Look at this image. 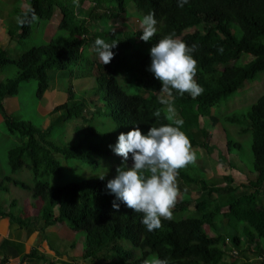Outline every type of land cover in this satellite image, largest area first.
I'll list each match as a JSON object with an SVG mask.
<instances>
[{"label":"trees","instance_id":"16d2710c","mask_svg":"<svg viewBox=\"0 0 264 264\" xmlns=\"http://www.w3.org/2000/svg\"><path fill=\"white\" fill-rule=\"evenodd\" d=\"M78 1L79 4L77 0H30L29 9L20 13L19 31L29 36L33 14L40 18L41 4L49 2L60 15V30L67 37L32 47L15 60L0 49V67L13 65L25 80H35L38 100L49 88L50 70L65 72L80 85L79 93L68 87L67 102L32 125L27 139H23L22 125L10 119L4 121L5 130L1 132L9 140L3 141L0 148V192L7 194L11 188L21 189L39 209L37 218L28 217V205L19 202L23 203L25 217H12L23 227L38 220L43 221L44 227L66 224L73 232L83 233L88 248L86 259H103L108 264H155L157 260L166 264H264V94L243 117L233 114L221 119L227 124L238 119L240 125L245 126L239 134L251 132L253 165L245 173L247 182L226 176L221 187L216 190L210 187L209 192L217 193L221 201L212 196L207 201L202 192L191 201L177 196L170 218H161L160 228L151 232L140 223L141 213L119 201L118 210L112 207L115 197L108 193L105 184L116 174L117 168L131 166L132 161L130 154L129 159L124 160L101 144L105 141L109 146L114 145L121 132L126 133L134 126L143 134L149 127L174 125L179 119L183 121L180 130L189 139L192 150L203 147L208 152L213 151V136L205 131L202 119L210 117L222 102L264 71V0H187L183 6H178L177 0H94L87 18L76 12V7L84 5L86 0ZM128 3H132L141 19L151 12L157 20V32L150 41H142L141 29L131 30L126 22L91 30L92 21L108 22L119 15L125 16ZM161 24L179 28L178 39L186 45H194L196 74L193 78L203 88L195 98L175 90L169 96L152 85L154 77L148 71V47L168 35ZM116 26H121L123 31L115 33ZM96 38L108 43L116 41L111 64L102 65L96 57L91 59L85 53V46H93ZM242 56H250L252 60L242 64ZM85 64L89 66L87 76L95 78V85L88 90L86 74H79L77 69H84ZM222 67L227 70L222 71ZM94 70L97 75L93 76ZM128 87L131 91L127 92L124 88ZM161 98L171 104L177 98L190 100L192 108L172 104L174 111L169 112L167 105L160 103ZM77 119L83 124L76 128V138L67 144L59 134L68 122ZM222 131L227 134L229 151L241 146L232 141L230 131L226 128ZM3 150L5 159L1 155ZM100 158H114L118 162L115 166L110 163L112 171L107 179L79 181L60 188L62 194L55 196L49 178L61 179L67 162L79 161L97 168ZM228 165L231 169L238 168L231 162ZM184 169H178V175L184 174L191 180L196 174L192 175L191 171L196 170V166L187 164ZM24 170L32 174L31 181L15 177ZM202 180L206 186H214ZM192 203L198 211L194 215L189 211ZM224 209L228 210L224 212ZM227 221L243 224L244 239L236 228V235L225 232L223 223ZM159 230L164 231V236H157ZM126 242L131 243V247L122 245ZM230 246L236 250V255Z\"/></svg>","mask_w":264,"mask_h":264},{"label":"crops","instance_id":"0c3cea01","mask_svg":"<svg viewBox=\"0 0 264 264\" xmlns=\"http://www.w3.org/2000/svg\"><path fill=\"white\" fill-rule=\"evenodd\" d=\"M19 1L24 3L26 9L30 7V0H0V49H4L8 57L14 55L15 58L31 46L36 47V45L42 46L51 43L61 32L60 15L53 10V6L49 2H43L41 4L42 15L33 21L31 34L29 36L23 35L18 28L19 16L22 12ZM47 4L51 6L50 11L46 10L45 5ZM77 4H79L78 0ZM84 5L77 6L76 12L80 17L87 18L83 15L88 8L90 9V6L86 5V8L83 7ZM36 20L40 21L38 28L42 31L41 33L36 31L34 24ZM96 27L107 28L108 26L100 25L99 21H92L91 30L95 31ZM121 29V26H116L113 31L120 33L123 30ZM36 34L40 35L39 39L30 45ZM84 50L85 53L91 52L93 46L86 45ZM92 57L93 59L96 57L94 52ZM94 71L93 74L97 75ZM48 75V90L40 100L37 99L30 119L24 120L22 118L28 115L24 112L28 96L25 95V91L18 81L27 82L29 80H25L21 71L13 65L0 67V121L4 123L6 119H10L22 125L25 131L26 129L30 131L32 125L39 123L34 122V118L41 122L56 107L65 104L68 100L69 88L64 87L61 82L63 78L65 79L69 75L53 70H50ZM79 86L78 82H75V87H71L79 93ZM67 127L66 124L63 132L59 134L60 139L64 142H66L64 133ZM1 130L3 131V129L0 128V148L2 142L8 139V136ZM23 139H25L24 136ZM201 169L203 170L202 175L206 176L207 181L213 178L214 175L210 170L204 169V167ZM63 173L65 178L62 177L58 181L54 180L50 184L55 196L62 194L60 188L78 182V179L70 178L67 175L69 172H65V169ZM19 191L17 188H11L9 193L0 196V264H108L103 259L95 261L86 259L85 255L88 248L83 235L82 239L79 240L77 233L73 232L66 224L54 223L44 227L43 221L38 220L28 227H23L18 223L12 216L25 217L22 213L23 203L20 204L19 202H24L26 205L28 202L32 203V198L28 193L20 191L29 196L27 202V200L22 199V194ZM59 200L61 201V199H57V201ZM38 215L39 209L34 205L27 216L37 218ZM229 225L231 226L230 223ZM230 249L232 250L231 246ZM34 252L35 254L32 255ZM39 256H43V259H40Z\"/></svg>","mask_w":264,"mask_h":264},{"label":"clouds","instance_id":"9594fccd","mask_svg":"<svg viewBox=\"0 0 264 264\" xmlns=\"http://www.w3.org/2000/svg\"><path fill=\"white\" fill-rule=\"evenodd\" d=\"M184 3L187 0H177L178 6ZM32 19H36L34 14ZM156 25L157 20L151 12L144 15L140 21V39L150 41L157 32ZM115 47L116 41L108 43L96 38L93 42V52L102 65L111 61ZM193 51L194 45H186L172 35L164 36L150 48L148 71L160 82L162 92L171 96L175 90L181 95L188 93L193 98L203 92L193 78L196 74ZM160 103L167 105L169 112L174 111L169 100L161 98ZM182 123L177 119L174 125L149 127L143 134L134 126L126 133L121 132L115 144L109 146L124 160H128L130 154L132 161L131 166L117 168L116 174L105 184L108 193L115 197L112 207L118 210L122 203L128 209L141 213L140 223L149 232L160 228L161 218H170V209L178 195L177 170L195 159L189 139L180 130ZM99 178L103 179L104 175ZM155 264L166 262L157 260Z\"/></svg>","mask_w":264,"mask_h":264},{"label":"rangeland","instance_id":"374dc122","mask_svg":"<svg viewBox=\"0 0 264 264\" xmlns=\"http://www.w3.org/2000/svg\"><path fill=\"white\" fill-rule=\"evenodd\" d=\"M126 1L129 2V0H126ZM19 3L21 5V9L23 12L29 9V8L28 9L25 8L26 6L24 5L23 2L19 1ZM94 4H95L94 0L92 1L86 0L85 5L83 7L87 8L86 5L91 7ZM45 7H46V10H49V11L51 10L50 5L47 4L45 5ZM89 11L90 9L88 8V10L84 12L83 16L87 17ZM140 16H141L140 13L134 9V6L132 5V3H128L127 14L125 16L123 15V17L126 18L127 21L119 15L117 16L118 18L112 19L111 21L109 20L108 22H103L102 20H100L99 23L100 25L110 26V25H117L119 23L126 22L127 27L130 28L131 30H139L141 29L140 23H139L140 22L139 20L141 19ZM39 22H40L39 20H36L34 24H35L36 31L41 33L42 31L38 28ZM161 26L168 30V35H172L173 38L178 39V36L181 33L179 28L173 25H170V24H161ZM39 37L40 35L36 34L35 37L33 38L34 40L31 41L30 45L35 43L36 40L39 39ZM66 37H67V34L61 31L60 34L56 37L55 41H60V39H64ZM39 46L40 45H36V47H39ZM32 47L33 46L29 47L27 50L31 49ZM148 49H150V47H148ZM86 54L88 55V57L93 59L92 57L93 51L88 52ZM9 58L12 60L16 59L14 55L10 56ZM251 60H252V57L250 56H242L240 59V63L244 64ZM112 61L113 59H111V61L108 64H111ZM77 69L80 70L79 74L84 75V76L86 74L85 80L89 81L87 83L88 85L87 90L89 87H92L93 85H95V78L91 76H87L88 74H90L89 66H87V64H85L84 69L81 70L80 67H78ZM221 70L226 71L227 68L222 67ZM94 72L97 74V71H94ZM62 80L63 81L61 83H63L64 87H71V86L75 87V80L73 77L69 76V77H66L65 79L63 78ZM18 82L20 83V86L23 87V90L25 91V95L28 96L27 105L25 106L26 109L24 112L30 116L29 117L28 115L24 116L22 119L29 120L32 114V109H34V106H36V102H37V97H36L37 82L35 80H30L27 82H20V81ZM152 85L157 90H161V84L157 79L153 78ZM124 90L128 92V91H131V88L130 87L124 88ZM263 94H264V71L258 73L253 80H251L250 82L246 84L244 88L236 92L233 96L228 98L225 102H222V104L220 105V108L217 111H215L210 117H205L202 119L205 131L209 135L213 136V143L215 145L214 150L213 151L211 150L208 152L203 147L202 148L197 147L193 149L195 159L189 165L196 166L197 169L194 171H191L192 175L195 173L196 174L193 176L191 180L188 179L184 174L177 175L176 177L177 192H178L177 196L179 198H182L183 200L191 201L198 192H202V194L205 195L204 197L205 200L207 201L209 200L208 198L209 196L217 198L221 201L222 199L217 193L209 192L210 187H214L213 190H216L218 187H221V185H223V181L226 176H231L235 181H238V182H247L245 173L247 172V170L251 169L253 165V160L251 157V132L246 131L244 133L239 134V130L242 127L245 128V126H241L240 125L241 121L238 119L233 124L223 123L222 120L225 119L227 116L233 115V114H236V116L243 117L244 115L248 113L250 106ZM172 104H174L177 107H181V108H192V103L190 100H183V99L177 98L172 102ZM13 108L15 109V107ZM18 117L19 119H21L20 116ZM33 121L36 123L40 122L37 118H34ZM82 124H83V121L81 119H77V120L70 121L67 123L68 127L65 129V133H64V137L66 139L67 144H71V142L76 138V133L74 131L79 125H82ZM0 128L5 130V128L3 127V122L1 121H0ZM225 128L227 129V131H230L232 133L231 135L232 141H234L235 143L239 142L241 144L239 148H236V146H234L229 151V149L227 148V142H228L227 134L222 131ZM28 135H29V130L26 129L24 138L27 139ZM53 137L54 138L56 137L55 134L53 135ZM101 144L104 147V149L110 148L108 143H106L105 141H102ZM4 151L5 150L1 152V155L3 153L5 154ZM4 154L2 156L3 159L6 158ZM58 158L60 157L58 156ZM98 162L100 163V165L97 168L89 164L81 163L79 161H72V163L67 162L66 168H67V171L69 172L67 175L70 178L78 179V182L85 181L90 178H99V176H102V175H104L103 179H107L110 176L111 171H112V167H110V163L112 162L114 166L118 164V162H116L114 158H100L98 159ZM229 162L237 164L238 168H232V169L229 168V165H228ZM200 167L208 168V170H210L213 173L214 176L212 179H209V181L213 183L214 186H206L205 184L202 183L203 182L202 178H204L205 180L207 179L205 175L198 173L200 171L203 172V170H201ZM184 168H186V166L183 167L182 170H185ZM67 171L65 170V172ZM15 177L21 180H25V181L32 180V174L27 170H24L23 172H19L15 174ZM63 178H65L64 173H63ZM54 180L58 181L61 179H55L54 177H50L49 183L50 181L51 183H53L52 181ZM13 191L15 190L13 189ZM21 194H22V199L27 200L28 202L29 196L27 194H23V193ZM0 196H4L2 192H0ZM263 196H264V192H263ZM263 200H264V197H263ZM263 205H264V202H263ZM28 207L31 210L34 207L33 203L28 202ZM227 210L228 209H224V212H226ZM189 211L192 212L193 215L198 212L197 209L195 208L194 203H192V205L189 207ZM171 214H172V211H171ZM218 222L221 223L220 218H218ZM224 223L223 225L225 226L226 233L236 235L234 231L236 228L240 232V235H239L240 238L244 239L245 234H244V228H243L242 223H238L235 221H230V222L227 221ZM229 223L231 224V226L229 225ZM82 234L83 233H77L79 240L82 239ZM157 236L158 237L164 236V231L159 230L157 232ZM157 236L156 238L158 239ZM122 245L125 248L131 247V243H128V242ZM252 247H255V246H252ZM231 252L233 253V251ZM234 259H230V261H234Z\"/></svg>","mask_w":264,"mask_h":264},{"label":"built area","instance_id":"2783aa9c","mask_svg":"<svg viewBox=\"0 0 264 264\" xmlns=\"http://www.w3.org/2000/svg\"><path fill=\"white\" fill-rule=\"evenodd\" d=\"M229 241L227 240V243H228ZM231 251H233V254L234 255H236L237 253H236V250H234V249H232Z\"/></svg>","mask_w":264,"mask_h":264}]
</instances>
